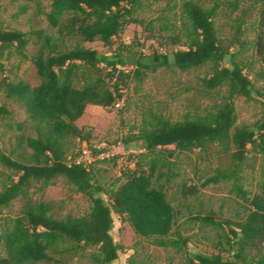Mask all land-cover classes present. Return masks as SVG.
I'll use <instances>...</instances> for the list:
<instances>
[{
	"label": "rangeland",
	"instance_id": "rangeland-1",
	"mask_svg": "<svg viewBox=\"0 0 264 264\" xmlns=\"http://www.w3.org/2000/svg\"><path fill=\"white\" fill-rule=\"evenodd\" d=\"M52 1L0 0V28L26 33L31 39L25 51L26 58L14 48L6 50L0 57V106H5L10 112L8 116H0V154L22 164H32L33 151L25 140L38 136V125L29 118L20 102L7 97L2 81L22 80L33 87L39 84L37 70L31 62L42 45L37 33L42 32L52 38L51 46L46 49L48 52L61 53L76 45L84 46L111 60L120 57L124 64L117 67L132 74L137 60L149 63L154 53L166 51L165 45L170 44L173 37L182 41L176 50L187 49L190 24L183 11L186 2L207 10L216 8L213 21L217 35L220 40L232 43L230 56L223 66L237 64L253 84V99H233L236 123L231 133L237 128L257 129L264 124V58L257 54L255 47L259 17L253 0H141L140 8L134 13L140 24L128 25L115 39L113 47H106L101 42L84 43L75 37L61 35L48 19ZM71 15L66 13L61 22ZM110 70L105 65L99 66L102 75ZM212 72L211 64L185 72L175 67L146 71L141 81L132 79L129 82L121 108H87L76 125L80 129H90L89 141L81 142L72 137L62 139L64 161L68 164L80 156L85 146L94 155L107 151L115 153V158L98 161L89 168L93 182L103 188L107 202L110 191L123 181L124 169H134L139 163V169L146 173H151L154 168L152 184L166 193L175 210V225L169 239L178 241L180 245L169 248H160L154 239L138 236L125 218L114 215L111 235L117 244L124 247L116 264H195L193 259L198 254H220L225 260L230 259L232 248L226 236L227 230L205 227L199 219L211 217L235 224L246 217L248 204L238 198L232 181L203 186L217 171H231L232 149L220 142L192 152L182 153L174 147H166L149 153L142 149L138 140L143 130L153 128L158 117L172 124L211 117L228 98L227 86L215 91L204 89L202 81ZM99 75L93 69L80 67L74 79L75 87L84 88L94 83ZM248 149L237 179L243 191L252 198L264 180V154L251 146ZM17 179L18 173L0 162V192ZM190 188H196L197 194L188 195ZM41 202L50 206L49 214L57 220L82 218L89 214L91 208L89 200L66 178L47 184L31 182L22 196L8 208L0 209V258L5 255L3 237L12 229L14 220L26 207ZM97 254V248L82 250L59 243L49 251L52 260L41 264H96L92 255ZM251 257L260 259L256 253Z\"/></svg>",
	"mask_w": 264,
	"mask_h": 264
},
{
	"label": "trees",
	"instance_id": "trees-1",
	"mask_svg": "<svg viewBox=\"0 0 264 264\" xmlns=\"http://www.w3.org/2000/svg\"><path fill=\"white\" fill-rule=\"evenodd\" d=\"M140 6L141 0H53L48 19L61 35L75 37L84 43L101 42L106 47H113L115 39L122 35L128 25L140 24L134 17ZM253 7L257 8L259 17L256 52L264 58V0H253ZM183 8L190 24L187 49L176 50L182 41L179 37H173L171 43L165 45L166 51L154 53L149 63L137 60L132 74L117 67L124 64L120 57L111 60L97 50L84 46L76 45L61 53L48 52L46 49L51 46L52 38L40 32L37 37L42 45L38 54L31 58L39 84L33 87L22 80L2 81L7 97L20 102L29 118L37 123L38 136L25 140L33 151L32 164H22L0 154V162L18 173L17 181L0 192V209L8 208L22 196L31 182L47 184L58 178H66L89 200L91 208L89 214L82 218L57 220L50 216L51 208L47 203L26 207L3 237L5 255L0 258V264L50 262L49 251L59 243L82 250L97 248L98 254L92 255L94 263L116 264L124 247L117 244L111 235L114 215L125 218L138 236L154 239L155 245L160 248L179 246L178 241L169 239L176 214L166 193L152 184L154 168L151 173H146L139 169L137 163L134 169H124L121 175L123 181L110 191L107 202L103 197V188L93 182L90 169L64 161L61 141L64 137L89 141L90 129H80L76 125L87 108L114 107L122 97L120 90L127 88L132 79L141 81L146 71L175 67L185 72L208 64L213 66V72L203 79L202 85L207 91L227 86L226 102L205 120L172 124L158 117L153 128L143 130L138 140L142 149L149 153L166 147H174L182 153L192 152L204 150L211 144L226 143L232 149L231 171H217L203 186L232 181L238 198L248 204L247 214L242 222L235 224L211 217L200 218L205 227L227 230L232 255L225 260L220 254H198L193 260L195 264H264V180L259 192L250 198L237 179L249 146L264 154V124L257 129L237 128L231 133L236 123L233 99H253V84L237 64L223 66L230 56L232 43L220 40L217 35L213 21L216 8L207 10L193 2H186ZM66 13L72 15L61 22ZM30 40L26 33L0 28V57L6 50L14 48L26 58L25 51ZM100 65L111 70L102 75ZM80 67H88L100 74L94 83L81 89L74 84ZM9 114L5 106H0V116ZM197 192L196 188H190L187 193L195 195ZM183 242L186 243L185 240ZM252 253L260 256V259H252Z\"/></svg>",
	"mask_w": 264,
	"mask_h": 264
},
{
	"label": "built area",
	"instance_id": "built-area-1",
	"mask_svg": "<svg viewBox=\"0 0 264 264\" xmlns=\"http://www.w3.org/2000/svg\"><path fill=\"white\" fill-rule=\"evenodd\" d=\"M125 92L126 89L122 88L120 90V93L122 95V97L115 103L114 107L115 108H121L124 104L125 101ZM116 155L113 151H107L105 153H99L98 155H94L90 150H88L86 148V146L83 148L80 156L74 161L76 164L79 165H84L85 167H87L88 169L96 162L98 161H103L106 159H113L115 158ZM120 162V161H119Z\"/></svg>",
	"mask_w": 264,
	"mask_h": 264
}]
</instances>
